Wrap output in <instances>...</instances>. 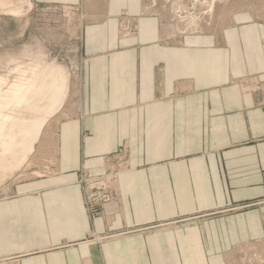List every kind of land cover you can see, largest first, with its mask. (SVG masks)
<instances>
[{
	"label": "crops",
	"instance_id": "0c3cea01",
	"mask_svg": "<svg viewBox=\"0 0 264 264\" xmlns=\"http://www.w3.org/2000/svg\"><path fill=\"white\" fill-rule=\"evenodd\" d=\"M29 1L87 16L79 106L57 125L55 175L14 183L0 198V264H236L242 248L264 255V206H252L264 198V23L236 14L217 35L179 38L142 14L144 0ZM123 13L137 19L126 38ZM2 21L0 30L11 27ZM120 147L129 168L117 198L93 214L78 173L100 174L98 160Z\"/></svg>",
	"mask_w": 264,
	"mask_h": 264
},
{
	"label": "rangeland",
	"instance_id": "374dc122",
	"mask_svg": "<svg viewBox=\"0 0 264 264\" xmlns=\"http://www.w3.org/2000/svg\"><path fill=\"white\" fill-rule=\"evenodd\" d=\"M11 1L14 7H18L21 0ZM24 1L31 5L30 9L22 8L16 16L6 15L0 9L2 22L11 24V27L1 25L0 35L6 42H0V77L13 81L19 73L16 68L28 76L33 69L40 71L50 65L61 68L67 75V90L61 102L51 104L49 96L43 93L32 99V107L38 111L27 109L22 112L29 119L44 120L43 127L32 142L31 153L25 162L11 173L0 172V198L8 197V188L14 183L55 175L57 125L75 114L79 106L80 36L87 16L80 7L42 8L32 5L29 0ZM142 14L158 18L175 37L211 36L217 35L236 14H248L255 21L264 23V0H144ZM123 15L127 14L120 15L119 25ZM127 16L136 21V33L137 19ZM1 89L7 90L5 87ZM246 90H258V87L246 86ZM97 164L102 168L100 174L90 175L81 170L76 182L81 188L86 209L93 214H98L117 198L118 177L129 168L125 147L99 159ZM95 184L111 189L107 203L90 204L88 193H94ZM259 205L264 206V198L252 206ZM108 238L95 236L91 239L100 243ZM235 257L236 264H264V255L249 248H242Z\"/></svg>",
	"mask_w": 264,
	"mask_h": 264
},
{
	"label": "bare ground",
	"instance_id": "6f19581e",
	"mask_svg": "<svg viewBox=\"0 0 264 264\" xmlns=\"http://www.w3.org/2000/svg\"><path fill=\"white\" fill-rule=\"evenodd\" d=\"M24 2L21 0L14 7L11 0H0V9L6 15L16 16L22 8L30 9L31 5ZM15 71L19 73L13 81L0 77V172L7 173L25 162L44 123L37 118L29 119L22 112L38 111L32 107V99L43 93L49 96L51 104L61 102L67 90V75L61 68L45 65L40 71L33 69L28 76L21 69ZM3 87L7 90H2Z\"/></svg>",
	"mask_w": 264,
	"mask_h": 264
},
{
	"label": "built area",
	"instance_id": "2783aa9c",
	"mask_svg": "<svg viewBox=\"0 0 264 264\" xmlns=\"http://www.w3.org/2000/svg\"><path fill=\"white\" fill-rule=\"evenodd\" d=\"M121 23L119 25V35L123 38L132 36L135 34L136 21L130 19L127 15H123ZM101 189H103L102 192ZM93 192H89V202L92 206H97V203H107L111 198V189L105 188L102 184H95L92 189Z\"/></svg>",
	"mask_w": 264,
	"mask_h": 264
}]
</instances>
